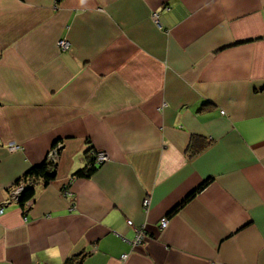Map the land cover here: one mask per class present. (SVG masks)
<instances>
[{"label":"crops","instance_id":"1","mask_svg":"<svg viewBox=\"0 0 264 264\" xmlns=\"http://www.w3.org/2000/svg\"><path fill=\"white\" fill-rule=\"evenodd\" d=\"M0 205V264H264V0H0Z\"/></svg>","mask_w":264,"mask_h":264},{"label":"trees","instance_id":"2","mask_svg":"<svg viewBox=\"0 0 264 264\" xmlns=\"http://www.w3.org/2000/svg\"><path fill=\"white\" fill-rule=\"evenodd\" d=\"M59 1V0H57ZM207 145V140L201 137L200 135H193L190 138V141L187 146V151L189 156H193L200 152ZM88 149L85 152L86 162L82 168L74 171L73 175L75 176H89L96 168L95 163V153L97 151H92ZM55 174V162H52L48 159V156L43 159V161L37 165H32L25 170V172L15 180V186L19 184L24 185V189L20 193L18 198V203L20 206H24L26 201H29L35 192V184L40 180L43 184H46L53 178ZM209 178L203 180L197 187L190 191L180 202H178L174 207H172L168 214H171L177 210V208L182 205L186 200L192 197L199 189H201L207 182Z\"/></svg>","mask_w":264,"mask_h":264},{"label":"built area","instance_id":"3","mask_svg":"<svg viewBox=\"0 0 264 264\" xmlns=\"http://www.w3.org/2000/svg\"><path fill=\"white\" fill-rule=\"evenodd\" d=\"M166 6H164L165 8ZM151 17L152 19L157 22V13L156 11H153L151 13ZM57 46L63 50V49H67L68 48V42L66 39L64 38H61V39H58L57 41ZM60 144H55L53 147L50 148V150L48 151V159L52 162H56L57 158H58V155H59V149H60ZM10 149H18L19 146L18 145H10L9 146ZM95 163H101L105 160H107V154L104 152V151H97L95 154ZM24 189V185L23 184H19V185H16L13 187V189H11L10 193H9V196L7 199H5V201H3L2 204H5L7 201H9L10 199H14L15 201L18 200L19 196H20V193L22 192V190ZM65 193H67V190H65ZM148 202H149V198L148 197H145L143 200H142V206L146 209L147 206H148ZM29 201H26L25 203V207L28 205ZM2 211V205H0V213ZM127 223L129 225L132 224L131 220L128 219L127 220ZM167 225V218L163 217L160 219V222H159V226L161 228L165 227ZM145 236V232H144V229L142 227H138V228H135L134 229V237L131 241V243L133 245H137V244H140L143 240ZM125 255H122V257H124ZM40 264H46V263H40ZM67 264V263H65Z\"/></svg>","mask_w":264,"mask_h":264}]
</instances>
